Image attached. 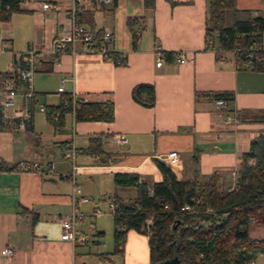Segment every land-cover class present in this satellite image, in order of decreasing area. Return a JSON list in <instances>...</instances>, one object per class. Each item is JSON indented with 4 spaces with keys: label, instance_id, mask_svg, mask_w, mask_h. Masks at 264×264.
<instances>
[{
    "label": "crops",
    "instance_id": "0c3cea01",
    "mask_svg": "<svg viewBox=\"0 0 264 264\" xmlns=\"http://www.w3.org/2000/svg\"><path fill=\"white\" fill-rule=\"evenodd\" d=\"M144 2L116 0L96 5L95 0H30L10 20L0 21V76L11 69L14 55L29 51L37 55L34 97L26 98L25 84L16 85V108L31 111L24 131H16L13 120L3 119L0 86V264H101L105 257L116 264V255L123 257V264L149 263V237L136 230L128 231L118 254L102 252L104 230L96 229L89 238L79 229L80 235H87L83 246L62 238L61 220L71 215L74 187L66 146L80 153L75 159L77 184L80 176L109 173L113 178L116 173L132 172L152 189L162 180L160 161L178 179L205 180L218 171L227 188L236 181L242 155L264 134V71L239 68L233 51H223L215 39H207V0H155L153 8ZM45 3L52 8L44 9ZM75 3L91 33H112L111 50L121 56L123 65L88 51L80 41L70 45L74 52L63 55L59 64L54 62V40L70 26ZM228 14L231 25L264 17V0H236V9L228 11L226 19ZM131 17H143L146 24L136 48L127 27ZM176 53H182L187 62H177ZM159 59L162 64L157 66ZM138 84L154 87L153 106L133 98ZM61 86L64 92L58 91ZM52 92L56 96L45 101L46 107L58 106L62 96L71 93L80 104L113 103L114 119L78 122L68 113L57 130L37 108L39 94ZM227 92L233 93V100L226 101L229 110L241 117L239 125L226 124L217 112L215 94ZM7 112L14 114V107ZM117 134L125 135L128 143L115 142ZM93 138L101 140L109 163L85 152ZM173 152L179 158L174 168L165 161ZM27 162L38 163L39 170H23ZM111 195L128 203L138 193L134 187L116 186ZM82 204L88 203L78 204L79 209ZM8 246L15 249L11 258L1 254ZM254 264H264V254Z\"/></svg>",
    "mask_w": 264,
    "mask_h": 264
},
{
    "label": "trees",
    "instance_id": "16d2710c",
    "mask_svg": "<svg viewBox=\"0 0 264 264\" xmlns=\"http://www.w3.org/2000/svg\"><path fill=\"white\" fill-rule=\"evenodd\" d=\"M30 0H0V21H8L21 12V5ZM146 7H154L155 0H144ZM116 0H114V3ZM208 18L206 37L215 39L218 48L233 51L239 68L264 71V60L247 56V51L258 52L263 41L264 17L237 20L226 24L228 11L236 9V0H207ZM127 27L136 48L146 29L145 18L131 17ZM101 30L94 34L96 47L103 43ZM115 59L121 56L111 50ZM29 53L14 55L11 69L0 76V86L13 74L29 65ZM117 64V65H123ZM20 83L17 82V85ZM133 98L148 107L154 105L155 89L149 84H138ZM147 95V98H143ZM216 98L233 100V93H216ZM71 93L62 96L58 106H47L46 115H59L61 124L73 110ZM75 120L106 121L114 119V105L108 102L82 103L75 110ZM87 154L109 163L100 139H90ZM162 180L154 183L152 193L149 185L141 182L137 173H116L114 183L119 187H134L138 196L132 202H124L116 195L109 199L114 204V253L123 251L129 230L142 233L146 221L151 219L149 237L150 261L148 264H167L177 258L176 264H251L258 255L264 254V236L259 239L249 235L252 224L264 227V134L255 138L248 152L241 157V166L234 185L225 187L224 177L214 172L205 180L178 179L172 169L158 161ZM234 187L233 189H231ZM190 205L191 212L183 211Z\"/></svg>",
    "mask_w": 264,
    "mask_h": 264
},
{
    "label": "built area",
    "instance_id": "2783aa9c",
    "mask_svg": "<svg viewBox=\"0 0 264 264\" xmlns=\"http://www.w3.org/2000/svg\"><path fill=\"white\" fill-rule=\"evenodd\" d=\"M96 5H102V4H114V0H95ZM44 9L52 8V6L49 3L43 4ZM80 8L77 7V4H73L72 9L70 10V26L63 30L62 36H59L55 38L54 40V48H53V58L54 62L56 64H59L61 62V59L63 55L71 51L70 45L74 44L77 41L82 42L88 51L91 52H97L100 54H103L105 57L113 60L115 64H122L123 59L120 57L119 59H115L110 55L111 47L113 45V35L110 31H105L103 34V43L100 47H96V42L94 40V34L91 33L81 22V17L79 15ZM30 56V62L29 65L19 71V74L17 77H14L13 74L9 75L10 77H7L3 81L2 90L4 91V96L2 99V117L5 120H13L12 126L16 131H24L27 128L28 122L31 118V111L30 109L26 107L16 108V102L15 98L18 94L17 91V82L20 84H25L27 87L25 89V96L27 99H32L34 97L32 82H33V76L35 73V62L37 60V55L34 51H29ZM247 56L249 58H254L257 61L264 60V32H263V41L258 48V52H249L247 51ZM177 62L183 64L187 62V58H185L182 53H176L175 54ZM162 64V59H159L157 61V66H160ZM250 68V67H249ZM67 79H63L62 82H66ZM19 84V85H20ZM59 92H64V88L61 86L58 89ZM73 97V96H72ZM80 102H78L73 97V103H72V113L73 116L75 115V110L80 106ZM215 105L218 114L222 117L223 121L226 124H232V125H239L241 123V117L236 112H232L228 108L227 101L224 98H216L215 99ZM14 107V114L9 115L8 109ZM39 110L46 113L47 107L45 105H40ZM75 117V116H74ZM50 121L55 125L56 129L59 130L61 127V120L58 114L52 113L50 116ZM113 140L119 144H127L128 139L125 135H114ZM66 153L65 156L67 158H70L72 160L73 164V170L70 175V178L72 179L74 183L73 191H72V212L69 217L62 218L61 220V226L63 229V235L62 238L64 240H69L72 243L76 245H86L87 238L85 235H80L77 229V222L80 219V212L78 208V204L80 203H89L90 199L82 194V191L79 187V185L76 183V172L77 165L75 164V159L80 154L79 151L73 147V146H66L65 148ZM165 161L171 166L176 167L179 163L178 155L173 152L170 153L165 157ZM22 168L25 171H38L39 170V164L36 162H27L25 164H22ZM232 187L231 189H233ZM152 189H149V193H152ZM110 208L112 213L114 212V204L110 203ZM183 211L185 212H191L192 207L190 205H187L183 207ZM95 213H102V211L97 207ZM152 225L150 220L146 221V227H143L142 233L146 235L147 237H150V226ZM1 254L5 257L11 258L15 254V249L11 246H8L4 248L1 251ZM101 264H114L113 260L109 257L103 258L101 261ZM251 264H254V261L251 262Z\"/></svg>",
    "mask_w": 264,
    "mask_h": 264
},
{
    "label": "rangeland",
    "instance_id": "374dc122",
    "mask_svg": "<svg viewBox=\"0 0 264 264\" xmlns=\"http://www.w3.org/2000/svg\"><path fill=\"white\" fill-rule=\"evenodd\" d=\"M226 23L227 25H231L233 23L231 14H228ZM54 95L56 96V93L53 92L46 94V96L43 94H39L38 99L40 102H37V108L39 109L40 105L42 104L45 105V101H49L51 98H53ZM36 116L37 118H39V116L43 115L37 114ZM43 120L45 123H48L45 116H43ZM48 125L51 124L48 123ZM58 154L60 153L58 152ZM78 184L82 191V194L88 197L90 199V202L88 204H82L79 209L81 215L80 218L84 219V221L82 222V220H78L77 229L84 230L88 234L89 238L95 232L96 229L104 230L106 232V236L104 238V244L103 246H101L102 252L113 253L114 220L113 213L110 208L111 200L109 199V196L116 190V186L114 184L111 174L105 173L104 175H100L99 177L94 176L93 178H84L80 176L78 178ZM95 207H98L102 211V213H100L101 215L95 213ZM149 220L152 223V220ZM249 235L252 238H260L264 236V227L252 224L249 227ZM90 247L93 248L94 246L91 245ZM114 259L116 261V264H123L122 256L116 255ZM126 261H130L129 257L126 258Z\"/></svg>",
    "mask_w": 264,
    "mask_h": 264
},
{
    "label": "water",
    "instance_id": "95a60500",
    "mask_svg": "<svg viewBox=\"0 0 264 264\" xmlns=\"http://www.w3.org/2000/svg\"><path fill=\"white\" fill-rule=\"evenodd\" d=\"M177 262H178V259L175 258V259L167 261V264H176Z\"/></svg>",
    "mask_w": 264,
    "mask_h": 264
}]
</instances>
